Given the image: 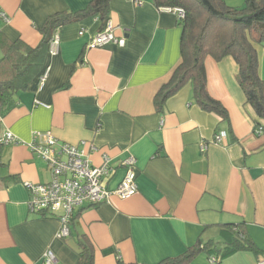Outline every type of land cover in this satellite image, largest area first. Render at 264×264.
Wrapping results in <instances>:
<instances>
[{"label": "crops", "instance_id": "1", "mask_svg": "<svg viewBox=\"0 0 264 264\" xmlns=\"http://www.w3.org/2000/svg\"><path fill=\"white\" fill-rule=\"evenodd\" d=\"M241 7L245 0H224ZM89 0H0V38L36 46L48 16L75 12ZM109 19L125 45L89 48L101 21L89 16L61 26L58 51L45 53L46 78L18 91L15 104L0 112V264H75L78 238L94 247L93 264H153L182 254L198 240L212 243L188 264H257L264 257V127L255 133V114L237 82L231 56L205 61L206 84L228 111V119L203 111L190 83L168 98L162 111L154 96L179 61L182 27L173 11L153 0H110ZM83 29L84 33L79 34ZM3 51L0 47V58ZM264 79V45L257 46ZM39 100L42 104L35 103ZM85 150L94 164L111 157L106 186L124 175L123 161L135 160L137 191L128 198L87 205L73 212L69 233L58 236L56 215L28 211L25 183H47L50 170L28 147L37 132ZM223 133L220 142L215 135ZM206 142L207 148L200 146ZM73 224V225H72ZM226 224H240L258 248L223 255L231 239Z\"/></svg>", "mask_w": 264, "mask_h": 264}, {"label": "trees", "instance_id": "2", "mask_svg": "<svg viewBox=\"0 0 264 264\" xmlns=\"http://www.w3.org/2000/svg\"><path fill=\"white\" fill-rule=\"evenodd\" d=\"M110 0H89L75 12H57L47 17L39 27L42 39L36 46L21 40L8 41L0 38L3 55L0 58V112L15 104L18 91L28 85L46 69L45 56L49 41L58 28L89 16L101 21V29L109 19ZM157 8H182L184 18H178L182 27L179 61L168 80L156 92L153 102L162 111L168 98L185 84L190 83L197 105L206 112L215 113L221 120L228 119L223 103L212 96L206 84L205 61L210 57L218 61L231 56L238 66L237 82L244 93L246 104L255 114V125L264 127V79L259 71L257 46L264 45V0H245L241 7L230 6L224 0H153ZM2 165L0 160V166ZM45 216V215H42ZM73 218L70 219V225ZM73 225V224H72ZM240 224H226L232 237L226 243L223 255L238 250L257 251L249 235ZM213 244L197 241L182 254L164 258L153 264H188L200 252L210 253ZM94 247L86 235L78 238L75 264H93ZM117 264L126 263L118 260Z\"/></svg>", "mask_w": 264, "mask_h": 264}, {"label": "built area", "instance_id": "3", "mask_svg": "<svg viewBox=\"0 0 264 264\" xmlns=\"http://www.w3.org/2000/svg\"><path fill=\"white\" fill-rule=\"evenodd\" d=\"M163 9L173 11L177 18H184L182 8L164 7ZM0 18L8 20L6 13L0 7ZM116 26L108 19L102 29L94 34L87 47L97 48L114 44L124 46L125 37L116 36ZM81 29L79 34H83ZM59 36L56 34L49 41L48 51L50 55L58 51ZM46 70L39 76V84L42 86L46 78ZM35 103L42 104L39 100ZM262 132V127L255 129L256 134ZM223 133L215 135L213 142H220ZM16 142L11 132L0 136V146ZM86 145L91 152L97 148L92 144L82 141V147L64 142H59L51 132H37L35 138L28 143V147L41 157L50 170L51 179L47 183H25L29 192L27 200L28 211L32 214L56 215L60 221L61 228L58 236L65 237L69 233V221L75 210L87 205H95L108 201L110 197L128 198L137 191L135 160L129 157L123 161L124 175L113 189L106 186L112 171L111 157L106 152L101 154L99 164H94L90 155L85 150ZM204 151L206 142L200 146ZM44 264H54L55 256L52 251L47 250L43 256ZM257 264H264V257Z\"/></svg>", "mask_w": 264, "mask_h": 264}, {"label": "rangeland", "instance_id": "4", "mask_svg": "<svg viewBox=\"0 0 264 264\" xmlns=\"http://www.w3.org/2000/svg\"><path fill=\"white\" fill-rule=\"evenodd\" d=\"M125 45V44H124ZM120 47V46H119Z\"/></svg>", "mask_w": 264, "mask_h": 264}]
</instances>
